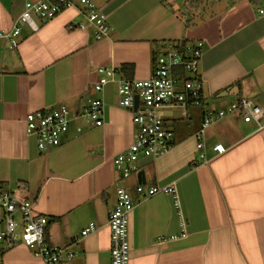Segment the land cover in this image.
Wrapping results in <instances>:
<instances>
[{"label":"crops","instance_id":"1","mask_svg":"<svg viewBox=\"0 0 264 264\" xmlns=\"http://www.w3.org/2000/svg\"><path fill=\"white\" fill-rule=\"evenodd\" d=\"M29 1L38 0H0V31L13 28ZM90 1L112 27L106 38L78 30L85 19L75 9L37 30L22 24L17 48L0 38V184L48 218L47 241L66 249L61 264H111L108 217L118 187L135 201L130 264H264V128L235 111L204 132L208 163L196 146L206 109L264 94V14L257 16L264 0H205L206 7L188 0ZM183 42L202 44L205 105L183 116L167 113L174 147L156 160H140L137 172L122 179L113 160L137 129L133 113L116 105L113 84L94 90L95 69L132 64V78L147 79L154 58ZM226 90L234 94L221 97ZM97 98L105 103L102 127L73 122L65 142L44 151L26 134L29 112L60 105L76 112ZM218 143L226 150L221 155L212 150ZM138 184H175L180 207L167 195L141 198ZM90 224L96 230L82 237ZM4 264L45 263L19 245Z\"/></svg>","mask_w":264,"mask_h":264},{"label":"built area","instance_id":"2","mask_svg":"<svg viewBox=\"0 0 264 264\" xmlns=\"http://www.w3.org/2000/svg\"><path fill=\"white\" fill-rule=\"evenodd\" d=\"M67 9H75L83 15L85 21L77 23L78 30H92L98 40L110 35L112 27L106 14L90 0H38L27 2L13 28L0 31V38L7 40L11 48H17L22 24L37 30L43 23ZM263 14L264 9H260L257 16ZM201 47V43H181L166 49L154 61L153 72L147 79L126 78L123 69L113 62L96 67L99 78L94 84V90L102 93L108 84H113L116 105L133 113V123L137 129L133 143L113 160L122 179H128L137 172L140 160H156L174 147V131L168 125L167 113L177 112L183 116L190 107H204L205 82L199 72ZM104 109V100L97 98L76 112H71L66 105L32 111L25 117L26 134L35 139L40 151L58 147L67 139L73 122L88 128L102 127L105 123ZM235 111L244 122L255 123L260 130L264 128V106L252 98H241L225 109H206L201 129L196 135L201 162L206 164L210 161L205 148L204 132ZM77 131H82V126ZM212 150L218 155L226 151L219 143ZM136 192L141 198L158 194L171 196L175 206L180 207L175 184L149 187L138 184ZM116 194L115 207L108 217L111 264H130L129 214L135 207V201L124 187H118ZM178 216L182 219L180 211ZM48 224L46 216L35 212L32 201L20 199L15 192L0 184V264H4L5 255L19 245L31 249L45 264H61L66 249L47 241ZM95 230L96 226L90 224L81 231V236L86 237ZM65 256L69 260L74 253L68 252Z\"/></svg>","mask_w":264,"mask_h":264},{"label":"trees","instance_id":"3","mask_svg":"<svg viewBox=\"0 0 264 264\" xmlns=\"http://www.w3.org/2000/svg\"><path fill=\"white\" fill-rule=\"evenodd\" d=\"M184 43H186V42H184ZM156 58H154V61L156 60ZM122 69H123L124 75L127 78H132V75H133V72H134V65H132V64H124L122 66Z\"/></svg>","mask_w":264,"mask_h":264},{"label":"water","instance_id":"4","mask_svg":"<svg viewBox=\"0 0 264 264\" xmlns=\"http://www.w3.org/2000/svg\"><path fill=\"white\" fill-rule=\"evenodd\" d=\"M233 95L234 93L231 91V90H226V91H223L220 96L221 97H225L227 95ZM259 101L261 102V104L264 106V94H261L259 95L258 97ZM137 109V98H136V105H135V110ZM141 176V175H140Z\"/></svg>","mask_w":264,"mask_h":264},{"label":"rangeland","instance_id":"5","mask_svg":"<svg viewBox=\"0 0 264 264\" xmlns=\"http://www.w3.org/2000/svg\"><path fill=\"white\" fill-rule=\"evenodd\" d=\"M188 1H189V3H191L192 5H193V4H196V5H201V7H203V6L206 7L205 3H204V5H203V2H204L205 0H197V1H198V4H197L196 0H188ZM209 1L212 2V0H209ZM199 3H200V4H199ZM183 44H186V43L183 42ZM235 98H236V96L228 97V99H235ZM252 98H253L257 103H259V100H258L255 96H252ZM225 99H226V98H225Z\"/></svg>","mask_w":264,"mask_h":264}]
</instances>
